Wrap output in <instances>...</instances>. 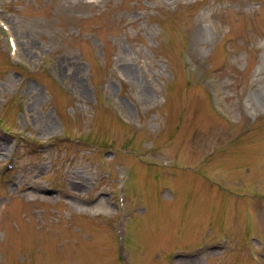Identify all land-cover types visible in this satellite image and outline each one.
Wrapping results in <instances>:
<instances>
[{
	"label": "rangeland",
	"instance_id": "1",
	"mask_svg": "<svg viewBox=\"0 0 264 264\" xmlns=\"http://www.w3.org/2000/svg\"><path fill=\"white\" fill-rule=\"evenodd\" d=\"M0 22V264H264V0H0Z\"/></svg>",
	"mask_w": 264,
	"mask_h": 264
},
{
	"label": "bare ground",
	"instance_id": "2",
	"mask_svg": "<svg viewBox=\"0 0 264 264\" xmlns=\"http://www.w3.org/2000/svg\"><path fill=\"white\" fill-rule=\"evenodd\" d=\"M126 68V67H125ZM128 73H129V75L132 77V78H135L136 77V75L133 73V72H129V71H127ZM49 128H50V126H48ZM195 145H197L196 143H194Z\"/></svg>",
	"mask_w": 264,
	"mask_h": 264
}]
</instances>
